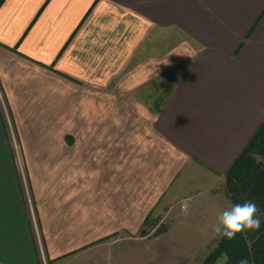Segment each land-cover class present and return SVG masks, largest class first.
I'll list each match as a JSON object with an SVG mask.
<instances>
[{
	"label": "crops",
	"instance_id": "1",
	"mask_svg": "<svg viewBox=\"0 0 264 264\" xmlns=\"http://www.w3.org/2000/svg\"><path fill=\"white\" fill-rule=\"evenodd\" d=\"M157 30L179 42L142 56ZM158 78L172 84L154 112L140 90ZM0 95L40 231L0 99V264L137 232L181 197L187 161L224 177L264 120V0H0Z\"/></svg>",
	"mask_w": 264,
	"mask_h": 264
},
{
	"label": "rangeland",
	"instance_id": "2",
	"mask_svg": "<svg viewBox=\"0 0 264 264\" xmlns=\"http://www.w3.org/2000/svg\"><path fill=\"white\" fill-rule=\"evenodd\" d=\"M176 42H179L177 33L171 34L167 30H157L148 38L146 46L142 47L141 55L145 57L160 56L171 45L177 44ZM172 73L175 77L180 72L174 70ZM160 79H156L158 81L155 89L148 90L146 86L140 90L143 97L141 101L153 111L162 106L167 96L165 94L172 84L165 80L160 82ZM140 92L138 90L139 95ZM0 97L3 103L1 108L14 168L28 192L27 197L35 235L40 239L39 227L35 220V208L31 200V193H29L30 188L22 148L9 108L4 102L3 95ZM139 181L141 186L147 182V180L141 179ZM223 181V176L215 177L200 164L189 160L184 164L173 185L175 187L173 193L176 195L179 192L181 197L173 200L162 211L151 215L159 217V225L167 227L165 232L157 236H150L153 232L151 231L148 236L141 237L138 234L139 230L128 232L126 229H120L119 232L88 245V248L86 247L84 250L78 249L54 260L47 259L46 255H43L40 264H222L224 256L214 258L211 253H213L216 243L212 225L216 223L218 212L231 205L224 194ZM132 185L133 181L130 178L125 181L124 188H129L127 190L131 191ZM175 195L166 194L164 203L168 201V197ZM125 197L127 198V196ZM132 230L135 231V229ZM206 258H208L207 262L204 261Z\"/></svg>",
	"mask_w": 264,
	"mask_h": 264
},
{
	"label": "trees",
	"instance_id": "3",
	"mask_svg": "<svg viewBox=\"0 0 264 264\" xmlns=\"http://www.w3.org/2000/svg\"><path fill=\"white\" fill-rule=\"evenodd\" d=\"M223 191L231 205L243 203L245 200L255 201L260 209L258 216L261 226L258 231L237 233L233 240L216 237L211 255L216 258L227 253L228 259L222 264H238L241 257H247L249 264H264V120L226 169ZM159 221L158 216L147 215L139 229V236H148L151 231L153 232L150 236L165 232L167 227L159 225ZM208 258L204 261L207 262Z\"/></svg>",
	"mask_w": 264,
	"mask_h": 264
},
{
	"label": "clouds",
	"instance_id": "4",
	"mask_svg": "<svg viewBox=\"0 0 264 264\" xmlns=\"http://www.w3.org/2000/svg\"><path fill=\"white\" fill-rule=\"evenodd\" d=\"M260 209L253 200H245L243 203L230 205L228 208L218 212L216 223L212 225L213 234L218 238L233 240L237 233L246 231H258L261 221L258 216ZM228 259L227 253L224 260ZM238 264H249L247 257H241Z\"/></svg>",
	"mask_w": 264,
	"mask_h": 264
}]
</instances>
